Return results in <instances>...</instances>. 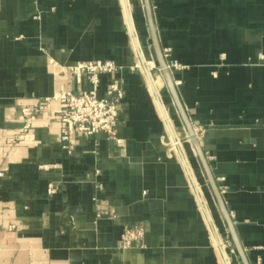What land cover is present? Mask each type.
Segmentation results:
<instances>
[{"label":"crops","instance_id":"crops-1","mask_svg":"<svg viewBox=\"0 0 264 264\" xmlns=\"http://www.w3.org/2000/svg\"><path fill=\"white\" fill-rule=\"evenodd\" d=\"M149 4L242 255L264 264V0ZM128 5L143 57L154 59L144 0ZM138 60L123 0H0V264H223L208 219L230 264H244L194 148L180 143L187 132L161 72L155 89L208 219L144 73L132 69ZM88 61L124 68L99 78V96L112 78L123 88V145L75 134L63 149L52 102L8 146L23 109L90 88L67 70ZM127 229L142 230L140 244L122 246Z\"/></svg>","mask_w":264,"mask_h":264},{"label":"built area","instance_id":"built-area-1","mask_svg":"<svg viewBox=\"0 0 264 264\" xmlns=\"http://www.w3.org/2000/svg\"><path fill=\"white\" fill-rule=\"evenodd\" d=\"M76 79L85 76L90 88L80 93L61 91L39 101L33 109H23L24 123L17 134L7 140L8 146L22 142L32 128L33 120L38 113L48 109L52 102L58 103L60 111L58 121L61 125L60 141L62 148L69 150L73 135L94 136L102 134L117 146L123 145L118 137V120L122 109L124 91L117 78L108 83L104 96H99V78L101 75L119 74L123 68L111 61H88L67 67ZM13 227H11L12 229ZM141 229H127L121 238L123 247H131L141 242Z\"/></svg>","mask_w":264,"mask_h":264},{"label":"water","instance_id":"water-1","mask_svg":"<svg viewBox=\"0 0 264 264\" xmlns=\"http://www.w3.org/2000/svg\"><path fill=\"white\" fill-rule=\"evenodd\" d=\"M123 4H124V9H125V15H126V19H127V24H128V29H129V33H130V36L132 38V41H133V44L135 46V50H136V53L138 55V59L141 63V65L143 66V71H144V74H145V78L147 80V82L149 83L150 87H151V90H152V93L156 99V102H157V105L159 106L160 108V111L162 113V116H163V121L167 127V130H168V133L171 137V139L173 140V142L176 140V137H175V134H174V131L169 123V119L167 118V115H166V112L160 102V99L154 89V87L152 86V80H151V73L147 70V68L145 67L144 65V59H143V54L140 50V47H139V44H138V41H137V38L135 36V33H134V28H133V22L131 20V16H130V11H129V5H128V0H123ZM144 5H145V11H146V18H147V24H148V27H149V31H150V35H151V39H152V44H153V47H154V51H155V58H156V62H157V65L160 69V72L165 80V83L175 101V104H176V107L179 111V114L183 120V124L185 126V129H186V132H187V137L186 139H183L182 142H185L187 140H189V142L191 143L192 147L194 148L195 152H196V155L198 156L199 160H200V163L206 173V176H207V179L209 181V184L211 186V189H212V192L219 204V207L223 213V216H224V219L227 223V226L230 230V233H231V236H232V239L235 243V246L237 248V251L238 253L241 255V258H242V261L244 264H247L246 261H245V258L243 257L242 255V251H241V247L237 241V238L235 236V233H234V230H233V227H232V223L230 221V218L228 216V213L225 211V208L223 206V202H222V199H221V195L219 193V190L215 184V181L211 175V172L209 170V167H208V164H207V161H206V158L204 157L200 147H199V144H198V140H197V135L195 134L194 132V129L191 125V123L189 122V120L187 119V116L185 115L179 101H178V98H177V95H176V92H175V88H174V85H173V80L171 78V75H170V71H169V68L167 66V63L164 59V56H163V53L161 52L160 48H159V45H158V42H157V37H156V32H155V28H154V25H153V19H152V15H151V8H150V4H149V0H144ZM177 151H178V155L180 157V160L182 162V165L185 169V172L187 174V177L191 183V186L194 190V193L196 195V198L197 200L199 201V204L201 205V209L202 211L204 212L206 218L208 219V216H207V213L205 211V208L203 207V204H202V201H201V198L197 192V189H196V186L195 184L193 183V180L191 178V175L189 174V171H188V167H187V164H186V161L183 157V153L181 151V149L177 146ZM208 222H209V219H208ZM210 224V222H209ZM211 225V224H210ZM211 227V226H210ZM211 232L214 236V238L216 239L217 241V245H218V249L220 251V254L222 256V259L223 261L225 262V264H229L227 262V259L224 255V252L223 250L221 249V246H220V243L217 239V235L215 232H213V229L211 227Z\"/></svg>","mask_w":264,"mask_h":264},{"label":"bare ground","instance_id":"bare-ground-1","mask_svg":"<svg viewBox=\"0 0 264 264\" xmlns=\"http://www.w3.org/2000/svg\"><path fill=\"white\" fill-rule=\"evenodd\" d=\"M130 16H131V14H130ZM125 17H126V15H125ZM131 20H132V18H131ZM133 22V21H132ZM133 28H134V26H133ZM134 33H135V29H134ZM136 36V35H135ZM131 40H132V38H131ZM132 44H133V41H132ZM139 44V43H138ZM133 47H134V49H135V46H134V44H133ZM140 47V46H139ZM136 51V50H135ZM143 59H144V57H143ZM139 61V60H138ZM139 63V66H140V68H141V70H142V72L144 73V71H143V66L141 65V63H140V61L138 62ZM144 65H145V67L147 68V70L149 71V69H148V67H150L151 65H149V64H146V61H145V59H144ZM144 76H145V74H144ZM146 79V78H145ZM151 80H152V86L154 87V89H155V85H154V82H153V78H152V76H151ZM147 81V80H146ZM148 83V82H147ZM148 86H149V89H150V91H151V93H152V90H151V87H150V85H149V83H148ZM155 91H156V93H157V95H158V97H159V94H158V92H157V90L155 89ZM152 95H153V93H152ZM153 97H154V95H153ZM159 99H160V97H159ZM154 100H155V103H156V105H157V102H156V99H155V97H154ZM160 102H161V100H160ZM162 104V103H161ZM162 106H163V104H162ZM157 107H158V109H159V112H160V114H161V116H162V113H161V111H160V108H159V106L157 105ZM164 108V107H163ZM164 110H165V108H164ZM166 112V111H165ZM166 115H167V113H166ZM167 118H168V116H167ZM162 119H163V116H162ZM169 119V118H168ZM169 123H170V125H171V122H170V120H169ZM166 126V125H165ZM171 127H172V125H171ZM172 129H173V127H172ZM172 140V139H171ZM172 142H173V140H172ZM178 142L179 141H177V139L173 142L174 144H175V149L177 150V146L181 149V147L178 145ZM180 143H182V142H180ZM182 151V150H181ZM183 153V152H182ZM177 154H178V151H177ZM179 156V155H178ZM183 157H184V159H185V161H186V158H185V156H184V154H183ZM180 158V157H179ZM186 164H187V162H186ZM187 167H188V165H187ZM188 171H189V168H188ZM191 173H193V172H191ZM191 173H190V171H189V174L191 175ZM192 176H193V174H192ZM192 176H191V178H192ZM194 179V181H195V183H194V181H193V183L194 184H196V186H197V188H198V190H199V192H200V189H199V187H198V185H197V182H196V180H195V178H194V176H193V178H192V180ZM196 188V189H197ZM198 190H197V192H198ZM199 192H198V194H199ZM199 196H200V194H199ZM200 198H201V196H200ZM197 200V199H196ZM201 201H202V199H201ZM199 202V201H198ZM202 204H203V201H202ZM201 206V205H200ZM203 207L205 208V206H204V204H203ZM206 210V209H205ZM210 222V221H209ZM210 226L212 227V229H213V232H215L216 233V231H215V228L213 227V225H212V223L210 222ZM211 234H212V232H211ZM217 235V234H216ZM212 237H213V240L215 241V243H216V246H217V249H218V245H217V241H216V239L214 238V236H213V234H212ZM217 239H218V235H217ZM219 241V240H218ZM219 243H220V246L222 245L223 246V244H221L222 243V241L220 242L219 241ZM222 246H221V249L223 250V248H222ZM225 249V248H224ZM218 251H219V249H218ZM226 251V250H225ZM225 251L223 250V252H224V255H225V257H226V259H227V262L230 264V262H229V259H228V256H227V253H225ZM219 255H220V257H221V260H222V262H223V264H225V262L223 261V259H222V256H221V254H220V251H219Z\"/></svg>","mask_w":264,"mask_h":264},{"label":"rangeland","instance_id":"rangeland-1","mask_svg":"<svg viewBox=\"0 0 264 264\" xmlns=\"http://www.w3.org/2000/svg\"><path fill=\"white\" fill-rule=\"evenodd\" d=\"M167 55V52L164 54L163 53V56L165 57ZM145 61L147 62L146 64H149V65H151L150 67H148V69H149V72L151 73V76H152V78H154V79H156V78H161L160 77V69H159V67H158V65H157V62H156V58L154 57V59H145ZM167 66H168V68H169V71H171V68H172V66H175V67H180L179 65H177L176 63H172V64H168L167 63ZM120 67H122V66H120ZM123 68V67H122ZM124 69V68H123ZM132 69H137V70H141L140 69V67L136 64V65H134L133 67H132ZM191 145V144H190ZM192 146V145H191ZM182 147H183V149H184V152L186 153V154H188L187 153V150H188V147L182 142ZM173 152V151H172ZM175 154V153H174ZM185 157H186V155H185ZM187 159V158H186ZM187 162H188V160H187ZM188 164H189V162H188ZM218 240L220 241V239H219V237H218ZM221 242V241H220ZM223 243H221V244H223V247L225 248V250H226V248H227V245H226V242H224V241H222ZM231 253H232V251H231ZM227 256H228V259H230V257H229V255L227 254Z\"/></svg>","mask_w":264,"mask_h":264}]
</instances>
